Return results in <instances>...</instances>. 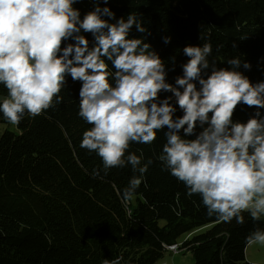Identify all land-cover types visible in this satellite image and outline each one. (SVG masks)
<instances>
[{"label":"trees","instance_id":"trees-1","mask_svg":"<svg viewBox=\"0 0 264 264\" xmlns=\"http://www.w3.org/2000/svg\"><path fill=\"white\" fill-rule=\"evenodd\" d=\"M95 6L94 0L74 5L81 19ZM100 6L110 8L116 20L137 16L147 32L134 26L130 38L151 44L165 63L168 83L175 85L183 75L189 59L183 49L205 42L212 45L210 63L231 70L227 61L239 57L237 70L253 84L264 82V0H100ZM82 34L94 42L91 33ZM245 62L251 67L245 69ZM81 86L66 77L61 103L18 124L0 113V126L6 127L0 137V264H103L118 257L120 264H155L181 237L202 228L181 246L193 264H252L245 238L264 230V216L257 221L242 212L243 224L208 216L200 196L189 197L158 159L167 127L152 144H130L126 156L142 154V165L152 163L131 199L124 198L130 178L139 173L129 164L105 174L101 158L80 146L91 127L78 115ZM4 96L7 89L0 85ZM167 97H173L174 119L182 117L171 92L159 95L161 101ZM257 111L264 118V108L241 103L233 120L246 123ZM201 130L198 124L197 134Z\"/></svg>","mask_w":264,"mask_h":264},{"label":"clouds","instance_id":"clouds-1","mask_svg":"<svg viewBox=\"0 0 264 264\" xmlns=\"http://www.w3.org/2000/svg\"><path fill=\"white\" fill-rule=\"evenodd\" d=\"M77 2L0 0V85L7 89V96L0 97L3 117L15 125L26 113L35 117L61 103L59 94L71 76L82 82L78 115L91 125L80 146L101 158L105 174L129 164L139 173L124 189L125 199H131L152 163L142 165V154L126 156L130 144H152L167 127L158 159L185 185L187 195L200 196L207 215L221 221L235 218L243 224L245 211L260 220L264 118L259 111L246 123L234 122L233 116L241 103L264 108V82L253 84L237 70L239 57L227 61L231 70L210 63L212 45L205 42L183 49L189 58L183 75L175 85L168 83L165 63L151 44L130 38L134 26L147 32L136 15L116 20L110 8L94 0V10L81 19ZM82 33H91L94 42L90 45ZM66 40L74 43L64 46ZM170 41L164 38V43ZM243 67L251 65L245 62ZM162 91L173 94L182 117L174 119L173 97L161 101ZM198 124L202 130L197 134ZM191 136L195 138H186ZM245 240V253L252 245H264V230L256 229ZM122 259H105L103 264H120Z\"/></svg>","mask_w":264,"mask_h":264},{"label":"rangeland","instance_id":"rangeland-1","mask_svg":"<svg viewBox=\"0 0 264 264\" xmlns=\"http://www.w3.org/2000/svg\"><path fill=\"white\" fill-rule=\"evenodd\" d=\"M5 125L0 126V137L5 130ZM201 231H194L191 234L184 235L178 240L177 245L170 246L167 248V251L164 253L162 259H160L155 264H193L194 259L190 253L185 249H181L182 243L184 240L198 232L205 231V228H202ZM246 254V259L252 264H264V245L255 244L248 248Z\"/></svg>","mask_w":264,"mask_h":264},{"label":"water","instance_id":"water-1","mask_svg":"<svg viewBox=\"0 0 264 264\" xmlns=\"http://www.w3.org/2000/svg\"><path fill=\"white\" fill-rule=\"evenodd\" d=\"M28 116V114L26 113L21 119H23V118H25V117H27Z\"/></svg>","mask_w":264,"mask_h":264}]
</instances>
